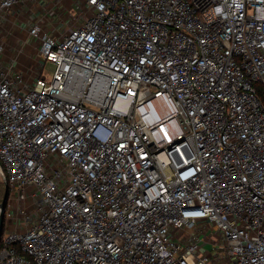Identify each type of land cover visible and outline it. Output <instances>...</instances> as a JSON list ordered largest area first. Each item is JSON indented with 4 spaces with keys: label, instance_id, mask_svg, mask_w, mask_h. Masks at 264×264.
I'll use <instances>...</instances> for the list:
<instances>
[{
    "label": "built area",
    "instance_id": "1",
    "mask_svg": "<svg viewBox=\"0 0 264 264\" xmlns=\"http://www.w3.org/2000/svg\"><path fill=\"white\" fill-rule=\"evenodd\" d=\"M25 2L0 0V264H264V0H55L78 26L6 60Z\"/></svg>",
    "mask_w": 264,
    "mask_h": 264
},
{
    "label": "rangeland",
    "instance_id": "2",
    "mask_svg": "<svg viewBox=\"0 0 264 264\" xmlns=\"http://www.w3.org/2000/svg\"><path fill=\"white\" fill-rule=\"evenodd\" d=\"M55 0H46L45 3L40 0H26L25 3H21L18 5L12 13L8 16L7 20L3 24L2 29V39L5 43L6 51L4 55V59H10L14 55V51L19 48L22 41H25L27 39V31L28 30V24L32 20H39L41 24L43 25L45 30H48L54 34H59L64 32L67 27L68 29L76 28L78 26L77 23H75L72 20V17L70 15V9L69 5L65 4L60 9L52 10L50 14V9L54 8ZM53 13H56L53 16ZM24 28V29H22ZM35 49L33 47H27L26 54L23 55V57L20 59V65L22 68H26L29 71V74L32 76L35 74V72L38 70V65L35 62ZM55 65L51 62H47L44 67V75L47 77V79H51L52 75L54 73ZM160 107V106H159ZM157 107L156 103H151L148 105H144L142 109H140V114L148 118L149 116L146 115H152L153 113H160V115L157 117V119H161L160 125L165 127L169 125L170 129V122L166 118V116H170L176 114V112L170 111L171 108L165 107L160 108ZM143 110V114H142ZM165 115H164V114ZM157 114H154L152 116H155ZM163 115V116H162ZM161 116V117H160ZM170 135V131L169 134ZM5 195V185L0 177V201L3 200ZM203 250L207 252H213L214 246L212 243H204Z\"/></svg>",
    "mask_w": 264,
    "mask_h": 264
},
{
    "label": "water",
    "instance_id": "3",
    "mask_svg": "<svg viewBox=\"0 0 264 264\" xmlns=\"http://www.w3.org/2000/svg\"><path fill=\"white\" fill-rule=\"evenodd\" d=\"M0 176H4V171H3L1 163H0ZM8 197H9V189H8L7 184H5V195H4L2 202H0V242H1V238H2L3 230H4L5 212H6V205H7Z\"/></svg>",
    "mask_w": 264,
    "mask_h": 264
},
{
    "label": "trees",
    "instance_id": "4",
    "mask_svg": "<svg viewBox=\"0 0 264 264\" xmlns=\"http://www.w3.org/2000/svg\"><path fill=\"white\" fill-rule=\"evenodd\" d=\"M259 95H260V98L264 101V89L260 86H259ZM0 202H2V201H0Z\"/></svg>",
    "mask_w": 264,
    "mask_h": 264
},
{
    "label": "bare ground",
    "instance_id": "5",
    "mask_svg": "<svg viewBox=\"0 0 264 264\" xmlns=\"http://www.w3.org/2000/svg\"><path fill=\"white\" fill-rule=\"evenodd\" d=\"M154 114H156V112L155 113H153L152 115H154ZM152 121H154V120H152ZM150 128V127H149Z\"/></svg>",
    "mask_w": 264,
    "mask_h": 264
}]
</instances>
